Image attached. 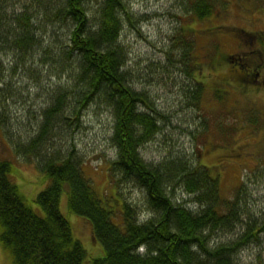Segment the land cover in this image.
<instances>
[{
  "label": "trees",
  "instance_id": "obj_1",
  "mask_svg": "<svg viewBox=\"0 0 264 264\" xmlns=\"http://www.w3.org/2000/svg\"><path fill=\"white\" fill-rule=\"evenodd\" d=\"M223 1L187 0L185 10L193 18L205 20L216 15ZM0 2V37L8 34L17 51L34 55L49 78L61 79L64 73L70 76L65 79V89L53 86L45 92L48 106L38 110L35 135L18 149L35 159L47 179L45 189L34 200L42 214L26 203L11 180L12 162L0 157V246L9 251L11 264H237L235 254L264 234V215L251 216L253 206L241 196L243 181L229 200L221 193L218 175L200 161L192 164L168 158L154 164L144 161L136 151L157 133L159 112H143L153 107L141 93L132 90L131 79L124 70L127 60L118 38L124 19L130 22L127 0ZM54 25L63 31L59 46L55 45L58 33L50 36L47 29ZM44 37L52 49L42 47ZM2 39L0 52L4 47L15 52L14 48L3 46ZM224 60L223 66L218 64L215 68H224L217 75L228 70L229 85L222 86L219 80L220 85L208 90L223 102L231 89L240 93L252 86L236 74L229 59ZM56 67L60 71L54 70ZM42 71L34 70L36 86ZM183 71L188 74L186 68ZM75 84L80 88L74 90ZM191 92L197 99L201 89L196 85ZM64 95L70 98L65 115L70 127L75 120L79 126L76 103H86L89 95L103 98L108 108H113L115 125L110 139L118 152L109 162L110 182L115 187L131 184L143 190V218L138 215V206L123 200L121 211L104 203L83 171L81 156L73 153L74 143L63 156L41 153V147L57 136L64 118L61 113L66 110ZM138 108L142 110L139 114ZM213 147L214 144L210 148ZM178 190L188 194L190 200L178 201ZM63 192L67 194L69 211L89 222L103 255L87 257L81 242L74 237L70 222L59 209ZM237 226L243 228L236 238L220 243L212 239L214 232L234 230Z\"/></svg>",
  "mask_w": 264,
  "mask_h": 264
},
{
  "label": "rangeland",
  "instance_id": "obj_2",
  "mask_svg": "<svg viewBox=\"0 0 264 264\" xmlns=\"http://www.w3.org/2000/svg\"><path fill=\"white\" fill-rule=\"evenodd\" d=\"M127 2L130 22L124 19L118 38L127 60L124 70L131 79L132 90L141 93L146 103L153 107L143 112H159L157 133L137 148V153L144 161L154 164L168 158H179L192 164L200 161L212 174L218 175L221 193L229 200L243 181L241 196L253 206L251 216L259 218L260 214L264 215L261 213L264 210V109L256 97H251V103L232 89L224 102L208 92L213 85H220L221 79L217 74L224 70L215 68V65H224L226 52L239 53L240 41L231 35L233 29L239 26L251 32L258 27L260 22L254 19L258 14H250L257 13L264 4L257 0H224L215 16L198 20L185 10L187 0ZM240 3L247 19H254L249 26L241 23L239 13L234 9L235 4L239 6ZM238 9L242 13L240 6ZM48 28L50 36L58 33L57 37L54 36L55 45H61L63 31H58L56 25ZM3 37H0V42L2 39L5 43L3 46L14 48L8 34ZM41 44L43 48L52 49L45 37ZM4 48L0 52V157L12 162L11 180L26 203L42 214L43 210L34 200L45 189L47 179L37 168L35 159H29L23 150L18 149L35 135L38 110L48 106L45 92L53 86L65 89V79L70 76L64 73L61 79L49 78L34 55L16 48L15 52ZM182 59L186 61L185 65ZM40 69L43 76L36 86L34 70L39 72ZM55 69L60 71V68ZM196 85L201 89L197 99L191 92ZM73 87L74 90L80 88L77 84ZM64 91L62 89L60 94L63 95ZM91 96L86 103L83 100L76 103L79 126L70 117V121H74L70 127L65 118L70 98L64 95L63 108L66 110L61 113L64 118L57 136L40 151L63 156L74 143L76 148L74 150L72 146L71 149L76 151L73 152L75 155L81 156L83 171L104 203L121 211L123 200L138 206V215L143 218V190L131 184H120L116 188L110 182L108 166L115 158L110 139L115 125L113 108H108L103 98ZM258 97L264 99V92H260ZM136 111L138 114L142 112L140 108ZM212 144L214 147L210 148ZM175 196L178 201L190 200L188 194L179 190ZM59 209L70 222L73 235L81 242L87 257L103 255L102 246L93 239L91 226L69 211L66 192L60 197ZM242 228L237 226L234 230L214 232L212 239L219 243L228 242L236 238ZM258 237L235 254L237 264H264V234ZM0 264H11L9 251L1 246Z\"/></svg>",
  "mask_w": 264,
  "mask_h": 264
},
{
  "label": "flooded vegetation",
  "instance_id": "obj_3",
  "mask_svg": "<svg viewBox=\"0 0 264 264\" xmlns=\"http://www.w3.org/2000/svg\"><path fill=\"white\" fill-rule=\"evenodd\" d=\"M257 2L264 4V0H257ZM234 9L238 11L239 20L244 25L249 26L254 19L260 22V25L251 32L245 27L234 28L235 35L240 41L238 44L239 53L234 55L228 53V59L233 62L238 71L236 74H240L246 83L252 84L248 89H241L240 93L242 94H239L251 103V97H256L261 109H264V99L258 97L260 92H264V8L256 11L255 14L258 15L253 20L247 19L248 17L243 14V9L242 13L239 11L237 4H235ZM227 72L228 70L218 75L222 81V86L229 85L228 79L230 77L227 76Z\"/></svg>",
  "mask_w": 264,
  "mask_h": 264
},
{
  "label": "bare ground",
  "instance_id": "obj_4",
  "mask_svg": "<svg viewBox=\"0 0 264 264\" xmlns=\"http://www.w3.org/2000/svg\"><path fill=\"white\" fill-rule=\"evenodd\" d=\"M9 12H10V11H9ZM9 19H10V18H9ZM112 147H113L114 153L117 154V152H118V148H117V146L114 145V146H112Z\"/></svg>",
  "mask_w": 264,
  "mask_h": 264
}]
</instances>
